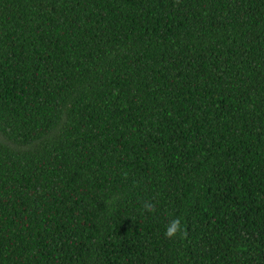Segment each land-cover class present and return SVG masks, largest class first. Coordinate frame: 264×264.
Here are the masks:
<instances>
[{
  "label": "trees",
  "instance_id": "obj_1",
  "mask_svg": "<svg viewBox=\"0 0 264 264\" xmlns=\"http://www.w3.org/2000/svg\"><path fill=\"white\" fill-rule=\"evenodd\" d=\"M0 132V264H264V0H0Z\"/></svg>",
  "mask_w": 264,
  "mask_h": 264
},
{
  "label": "clouds",
  "instance_id": "obj_2",
  "mask_svg": "<svg viewBox=\"0 0 264 264\" xmlns=\"http://www.w3.org/2000/svg\"><path fill=\"white\" fill-rule=\"evenodd\" d=\"M142 211L155 213L156 212V204L151 200H145L143 202ZM188 235L187 231L182 226V222L180 218H171L168 224L165 226L164 236L169 240H174L177 237L186 238Z\"/></svg>",
  "mask_w": 264,
  "mask_h": 264
},
{
  "label": "rangeland",
  "instance_id": "obj_3",
  "mask_svg": "<svg viewBox=\"0 0 264 264\" xmlns=\"http://www.w3.org/2000/svg\"><path fill=\"white\" fill-rule=\"evenodd\" d=\"M0 139L1 140H5L4 136L2 135V133L0 132Z\"/></svg>",
  "mask_w": 264,
  "mask_h": 264
}]
</instances>
